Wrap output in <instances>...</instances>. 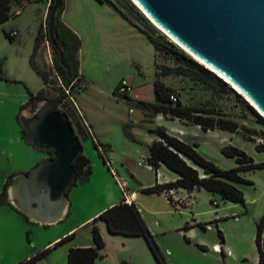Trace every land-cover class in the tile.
<instances>
[{
    "label": "rangeland",
    "instance_id": "1",
    "mask_svg": "<svg viewBox=\"0 0 264 264\" xmlns=\"http://www.w3.org/2000/svg\"><path fill=\"white\" fill-rule=\"evenodd\" d=\"M130 1L132 2V0ZM117 7L124 12V0H64L61 11V14L63 10L66 13L65 17L68 22L69 17H75L74 19L77 24L82 28L80 29V33L83 46H81L78 60L80 71L86 76L87 80L84 78L79 89L74 88L73 100L85 120L91 121L94 124L95 133L100 138L109 140L116 146L114 156L118 161L116 166L119 170L117 180L108 167L105 164H101V157L99 158L97 154L95 157V154H93L95 150L92 141L81 140L82 144L87 143L84 147L85 152L89 151L90 155L93 156L94 161H90L92 162L94 171L90 181L77 180L75 185L71 186L68 191L70 201L72 199V210L75 212L77 210L78 214L87 208V205L84 204L85 201H88L89 208H92L95 205L93 204L95 200L99 199V194L107 187L114 186L120 191L122 179H127L129 186L132 184L135 186L138 185V182L134 179L133 174L144 183L150 182L154 177V174L145 167L147 165L145 160L147 151L144 153V150H147L146 143L149 136L154 135L149 133L150 129L157 127V115H151L150 112H145L146 110L142 112L132 102L120 95L114 94L113 91L118 82L121 79H125L132 87L131 95L133 97L139 95L153 96V73L155 74V71L158 69L156 65L173 66L175 62L170 55L159 51L156 52L152 43L142 35L143 38L140 31L136 28L138 37L141 38L133 39L127 37L122 32L119 33V31L113 30L115 28L113 27L112 29L111 23L107 19L105 21L104 18L110 17V11L112 15H117L119 18L120 14L116 10ZM42 8L43 4L41 1L32 2V4L27 5L26 9L23 10L22 16L11 18L8 20V23L11 26H17L18 24L25 26L27 24V15L34 13L38 16ZM137 9L142 13L139 8ZM61 14L60 19L63 21ZM39 23L40 20L38 25ZM129 25L132 26L131 24ZM154 27L157 28L155 25ZM158 30L166 35L160 29ZM31 31L32 28L21 29L20 33L14 38L12 46L6 45L0 47V58L5 54L9 57L3 63L2 59L0 60V66H2L0 74L3 76L0 79V144L4 145V140L9 139L13 144L9 143L8 146L17 153L19 150L14 143L19 141L17 135L21 134V125L17 117L22 111L21 106L28 100L27 89L31 90L30 88H34L41 81L39 77L34 76L31 66H28L31 72L25 71L30 75L27 76L18 68L17 62L13 63L11 61V57L13 54L19 56L18 53H22L24 45L30 43L32 37ZM166 37L185 51L173 39L167 35ZM51 49L50 47V59L43 52L38 53L41 65L49 69L52 68L51 58L53 50ZM185 53L209 69L193 55L186 51ZM216 75L220 77L218 74ZM26 79L28 80L26 81ZM161 79L167 85L174 88L182 104L200 107L201 109H210L215 115L237 121L242 125L243 133L246 136L252 137L254 142L258 141L257 143H261L260 139L264 138V127L248 110L242 100L250 105L263 119L264 115L244 94L236 90L224 78H222L223 81L227 82L232 91H223L219 88L211 90L184 76L168 75L161 77ZM84 85L85 89L87 87L86 90H82ZM133 97L132 99L136 100ZM66 104L69 107L62 106L61 109L69 113L72 121H83L78 111L73 110L72 106L67 102ZM159 116L160 120L162 117L164 118L162 121H171L170 117ZM123 121L128 122L122 125ZM180 122L191 125L187 120H181ZM80 125L83 134H85V130H87L85 124L81 122ZM125 126L128 129L127 132L132 131L137 140L131 141L124 137ZM74 131L77 135L76 128ZM225 133L222 130H217L214 133L203 132V130L196 132L191 128H187L184 130V135L181 138L185 141L189 139L196 142L198 152L223 169L236 165L233 158L226 157L221 153V147L226 144H232L243 149L255 162L264 161V151H258L252 141L243 138L237 133L232 135L233 139L230 141L231 136ZM83 134H80V136L82 137ZM23 141L25 143L24 139ZM41 153L44 154V152ZM7 165V162L0 155V168ZM14 165H20L18 157ZM164 168L167 173L176 174L168 168ZM198 169L199 173L203 175L202 170ZM121 175L125 177H121ZM244 177L251 180L252 184L237 183L236 185L244 194L245 205L233 202H219L218 206H216L213 201L209 202L208 196L200 194L198 195V204L196 206L198 213L194 215V212L186 210L185 207L173 208L174 212L172 213L166 212L160 200L148 198L151 201L148 204L150 209L164 210L160 212L159 217L169 220L174 225L181 224L183 220L181 227L187 223L193 224V216L202 220V222L198 221L194 225L200 233L201 238L211 248L203 251L199 245L195 244L193 246L188 236H186L187 240L179 236V232L171 231L154 234L150 231L153 236L156 235L154 239L164 254L167 264H252L254 262L257 252L253 239L251 241L254 225L253 214L264 205V168L245 172ZM123 189H125V184H123ZM227 213L228 215H225ZM210 215L223 217L205 222L204 220H208ZM234 215L237 216L232 218L231 216ZM70 219L72 220V218ZM216 221L217 223L219 222L218 228L223 232L224 244L220 243L217 235ZM198 223H204L205 229L201 228ZM54 227L57 226L45 228L33 224L28 226L26 230L19 229L15 221L3 220L0 217V264H16L13 263L14 260L19 258L20 254L26 250H33L31 256L41 250L35 249V247L44 241L43 239L46 234L51 233ZM19 237L21 241H19ZM216 241L220 243L219 249L213 250L212 243ZM159 243L163 247H168L170 252L165 253ZM64 245H60V248H58L61 249V253ZM222 245L225 246L223 248L224 254L220 248ZM59 251L57 250V252L52 254V261L58 256ZM152 260L154 261L152 262L153 264H157L153 257ZM38 262L39 264H45V258H41L36 264Z\"/></svg>",
    "mask_w": 264,
    "mask_h": 264
},
{
    "label": "trees",
    "instance_id": "2",
    "mask_svg": "<svg viewBox=\"0 0 264 264\" xmlns=\"http://www.w3.org/2000/svg\"><path fill=\"white\" fill-rule=\"evenodd\" d=\"M32 0H0V24L7 21L14 14L10 13L11 6L22 7L24 4ZM53 1L50 0L48 4V12L46 16V23L48 15L52 9ZM124 9L116 8L120 16L125 19L129 24L136 28L140 33L154 46L155 51L163 52L170 55L175 64L167 66L157 64L153 80L154 101L148 102L143 100H134L129 94L120 95L132 102L140 109L151 112L152 114H162L164 117L178 118L180 120H187L191 124L198 125L203 131L208 130H226L231 133L240 134L243 138L254 142L252 137H248L243 133V127L237 121L223 118L210 109H201L184 105L181 103L178 94L174 88L167 85L161 77L168 75L184 76L196 83H199L208 89H221L223 91L231 90L226 81L218 77L214 72L204 67L202 64L195 61L185 51L180 49L175 43L170 41L166 35L162 34L154 25L137 9V6L130 0H124ZM48 35V29L41 26L35 37V44L33 52L30 56L29 63L31 68L41 77L44 87L36 93L29 92L28 100L21 106V110L32 108L35 109L40 101L48 100L51 102L54 111L65 114L73 129L77 131V136L84 138L86 133L83 134L81 129L82 121H72L69 113L63 109L62 106H67L66 102L72 106L73 110L77 109L73 102L74 88L79 89L83 83L84 78L79 75V60L78 50L81 46L79 36L71 30L61 19L60 15L54 23V43L52 68H46L41 65L38 50L44 37ZM3 76L0 74V79ZM85 89V85L82 90ZM116 93V88L113 91ZM174 94L177 101L173 102L170 95ZM118 95V94H117ZM248 110L255 116L258 122L264 127V119L259 115L250 105L244 100ZM79 116V114H78ZM19 120V117H17ZM124 127V133L127 137L133 138L131 131ZM152 131L155 133L156 138L149 144V154L146 158L147 163L154 171L160 165H165L169 170L177 174L174 181L166 183H155L154 185L144 187L141 189L142 193H162L167 192L168 189L184 188L188 191L194 188H203L213 194H217L222 201H229L245 205V198L242 190L237 187V183L252 184V181L244 177V173L264 168L263 162H255L243 149L236 147L232 144H226L221 147V153L229 158L235 160L234 167L223 169L217 166L213 161L203 157L197 150L195 142H188L182 140L174 135L169 134L165 128L157 126ZM87 132V130H85ZM21 133L24 138L25 129L21 126ZM80 134H83L81 137ZM96 150L105 161V152L108 146L95 143ZM255 148L258 151H264V144L257 143ZM75 171L74 181H87L91 173L90 159L83 154L76 157L73 162ZM202 170L203 175L199 173ZM15 174L9 176L2 190L0 191V206L10 205L7 197V189L10 185L12 178ZM69 191V190H68ZM67 191V194H68ZM168 200L172 202L170 195H167ZM11 206V205H10ZM103 220L109 232L114 234H122L127 236H141L143 237L148 247L150 248L155 260L158 264H167L166 258L156 243L152 233L147 228L144 220L142 219L136 205L122 201L106 208L90 223L91 233L94 241V246L91 247H75L70 248L67 253L68 264H94L95 260L100 257L99 250L104 246V241L99 232L96 221ZM198 225L205 229L204 223ZM184 229L188 228L186 224ZM264 211L256 222L255 243L258 251V264H264ZM217 235L220 242H223V234L217 228ZM74 233H71L52 246L43 248L30 256L29 258L20 261L18 264H36L41 258L45 257L52 248L63 244L64 242L72 239ZM200 246V245H199ZM200 248H204L200 246ZM120 264H130L123 260Z\"/></svg>",
    "mask_w": 264,
    "mask_h": 264
},
{
    "label": "water",
    "instance_id": "3",
    "mask_svg": "<svg viewBox=\"0 0 264 264\" xmlns=\"http://www.w3.org/2000/svg\"><path fill=\"white\" fill-rule=\"evenodd\" d=\"M132 2L153 25L228 79L264 114V0ZM63 4L64 0H54L48 15V35L41 44L49 59L54 23ZM18 117L25 142L40 151L51 150L52 155L13 176L8 202L32 223H58L67 215L73 162L82 145L68 117L54 111L48 100L40 101L30 113L22 110Z\"/></svg>",
    "mask_w": 264,
    "mask_h": 264
},
{
    "label": "crops",
    "instance_id": "4",
    "mask_svg": "<svg viewBox=\"0 0 264 264\" xmlns=\"http://www.w3.org/2000/svg\"><path fill=\"white\" fill-rule=\"evenodd\" d=\"M39 1H41L43 4L42 11L39 13L38 16H36V14H34V13L31 15L28 14L27 15V24H25V26L23 24L22 25L18 24L17 26H11L8 23V20H10L11 18L20 16V15L22 16L23 10L26 9L27 5L32 4V2L35 3V2H39ZM49 1L50 0H32L31 2L24 4L22 7L13 5L10 8V13L14 14V15L11 16L7 21L0 24V47L1 46L4 47L6 45H8L9 47L12 46V44H14V42H13L14 38L20 33L21 29H23V28H26V29L30 28L31 29L32 28V31H31L32 37H31L30 43H28V44L26 43L24 45L22 53H18L19 56H15L13 54L11 57V59H12L11 61L13 63L17 62L18 68H20V70L22 72H24L27 76H30V75L28 73H26L25 71L31 72L30 69H28V66H30L28 64H30L29 59H30V56H31L33 49H34L35 37H36L40 27L42 26L44 29L46 26V23L44 24V22H45V17H46ZM110 14H111L110 17H106V18H104V20L106 21V19H107V21H109L111 23V28L112 29H113V27L115 28L113 30H115L117 32L119 31V33L122 32L127 37H130L133 39L141 38V37H138L139 35H138L137 31L135 30V28L130 26L126 20H124L120 16L118 18L117 15H112L111 11H110ZM65 15H66V13H64V10H63V12L61 14V17H63V22L71 30H73L79 36V38L81 40L82 36L80 33V31H81L80 29H82V28L79 26V24H77L76 20L74 19L75 17H69V22H68ZM39 20H40V23L38 25ZM103 23H106V22H103ZM18 28H20V30H18ZM10 32H16V34L14 36H10L9 35ZM141 36H142V34H141ZM45 37H46V35H45ZM45 37H44V40H45ZM82 42L83 41H81V43ZM81 46H83V43L81 44ZM81 46L78 50V59H79L80 52H81ZM40 52H43L42 51V44L40 45V48L38 50V53H40ZM1 59H2V63H3V62H5V60H8L9 57L5 54L4 56H1L0 60ZM1 67L2 66H0V69H1ZM31 70L34 72L33 73L34 76L39 77L41 83H39L34 88H30L31 90L27 89L28 98H29V92L36 93L38 90H40L41 88L44 87L41 77L32 68H31ZM78 71H79V75L86 79V76L80 71V68L78 69ZM28 79H26V81ZM153 80H154V73H153ZM86 89H87V87H86ZM131 93H130V97L132 98L133 96L131 95ZM133 98H135L136 100L153 102L154 101V92H153V96H141V95H139L137 97L134 96ZM73 102H74V100H73ZM74 105H75L78 113L80 114V116L83 119L82 122L85 124V126L87 128V132H86V135L84 138L80 139V137L78 136L80 143L82 145L83 154L86 155L90 160H93V156L90 155V152L89 151L85 152L84 147H85V145H87V143L82 144L83 140H91L92 141V143L94 145V150H95V153L93 152V154H95V157L97 154L99 156V158L101 156L99 155L98 151L96 150L95 143L98 142V143L107 145L108 150L105 152L106 158L104 161V159L101 157V161H102L101 164L102 165L105 164L108 167L109 171L111 173H113V176L116 177V179H117V174H118L119 170L117 169L116 163L118 161L116 160V158L114 156V151H115L116 146L113 145L109 140H104V139L100 138V136L97 135L94 131V124H92L91 121L85 120L84 116H82V114H81L80 110L78 109L77 105L75 104V102H74ZM141 110H142V112L144 111L143 109H141ZM145 112L149 113V111H145ZM151 115H155V116L157 115V118H158V119L156 118L158 120V121H156L157 126H161V127L165 128L169 134L174 135L180 139H182L181 137H183V135H184L183 134L184 130H186L187 128H191L196 132H198L200 130L202 131V129L198 125L183 124L180 122L181 120L178 118H171L170 119L171 121H162L164 119L163 117L161 118V120L159 119L160 118L159 115H162V114H158V113L152 114L151 113ZM165 120H167V119H165ZM126 122H128V121H123L122 125H124V123H126ZM217 130H219V129L208 130L205 132L214 133ZM222 131L226 132L225 134H229L231 136L230 141H232V139H233L232 135L235 133H231V132H228L226 130H222ZM131 133L133 136L132 139L127 137L126 135H124V137L127 140H131V141L137 140L134 133L132 131H131ZM149 133L154 134V135L149 136L148 141L146 143L147 150H144V153H146V151H147V154H145L146 155L145 160L149 154L148 146L156 138V135L152 131V129H150ZM17 136H18L17 139L19 141H16V143H14V144L19 150L18 153L15 152L14 150H12L8 146L9 143L13 144L12 142L9 141V139L4 140V142H5L4 145L0 144V155L3 157V160H5V162H7V164H8L7 166L0 168V191L2 190L3 185L9 176H11L13 174H17V173L28 172L39 161H41L42 159H44L48 156L45 151H40V150L36 149L35 147L27 144L26 142L24 143V141H23L24 138L22 136V133L20 135H17ZM15 140H16V138H15ZM260 140H261L260 144H264V138L260 139ZM186 141L194 142L193 140H189V139L188 140L186 139ZM122 142H124V141H122ZM257 142H253L254 147H255V144H257ZM41 152H44V154H42ZM17 157H18V161H19L20 165H14V163H16V161H17ZM146 162H147V160H146ZM90 163H91V173L89 175L88 181H90L91 178L93 177L92 173L94 171V167L92 168V162L90 161ZM121 163H122V161H121ZM146 164L147 165L145 167L154 174V177L152 178V180L150 182H147V183L141 182L140 178L135 176V174H133V177L138 182V185L134 186L132 184L131 186H129L128 180L122 179V181H121L122 188L120 191L118 189H116L114 186L107 187L103 192H101L99 194L100 197H99V199L95 200V203H93L95 205H93L92 208H89L88 201H85L84 204L87 205V208H85L84 211H81L80 214H78L77 210H76V212L72 210V204H71L72 199L70 201L69 194H68L69 206H68V210H67V215L65 216V218L63 220L59 221L58 223L48 225V226L47 225L43 226V225H38V224L32 223L27 219V217L23 213H21L16 208H14L13 206H10V205H2L0 207V217H2L3 220L15 221L18 224L19 229L22 228L25 230L28 228V226L33 225V224L38 225V226H42L45 228L49 227V226H57V227H54V229L51 231V233L49 232L48 234H46L45 238L43 239L44 241L40 242L35 247V249H43V248L52 246L55 242H57L61 238L65 237L71 233H74V237L72 239L61 244V245L65 244L64 249H62V253H61V249H58V248H60L59 247L60 245L51 249V251L44 257L45 258V264H68L67 253H68V250L70 248L94 246V241H93V237H92V233H91L90 223L93 221V219L95 217L98 216L99 213H101L106 208L111 207L112 205L122 201V199H124L125 202L128 204L133 202L136 205V207H137L142 219L144 220L147 228L150 229L149 231L153 232L154 234H156V233H167V232H171V231L179 232V236H181L184 239H186V236H188L190 243L193 246L195 244L203 246L204 247V248H202L203 251L207 250V249H211V248H209V245H207V242H205V240L201 238V236L199 235L200 233L197 231V229L194 225L198 221L202 222V220H199L198 218L193 216V224L187 223L188 228L184 229L183 228L184 226L181 227L184 220L181 222V224L174 225L172 222H169V220H167V219L164 220V218L162 219L161 217H159L160 212L161 211L163 212L165 210L166 212L169 211L172 213V212H174L173 208L178 209L180 207H183V208L185 207L186 210L192 211V213L194 212L193 213L194 215H197L198 212L196 211V206L198 204V195H200V194H204V195L208 196L209 202L214 201L216 206H218L219 202L225 203V202H229V201H222L217 194H213V193H211V192H209L203 188H197V189L194 188L191 191H188L184 188H173L171 195L167 194L165 192H162L160 194H158V193H151V194L142 193L141 189L144 187L154 185L155 183L161 184V183L174 181L177 178V174L167 173V171L164 168L166 166L163 164L160 165L158 167V169H156V172L152 169V167L148 163H146ZM121 177H125V176L121 175ZM123 184H125V189H123ZM167 195H170L171 198H181V200L183 201L182 205L180 207H175L174 204L168 200ZM70 197H71V195H70ZM148 198H154V199L160 200V202H162V204H163L162 206H163L164 210L150 209L148 204L151 201H149ZM263 211H264V205L258 211L254 212V214H253L254 215L253 216L254 225H253V231L251 234V241L253 239V244H254L255 248H256V243H255L256 222L259 220ZM231 214H233V213H231ZM225 215H228V213ZM236 216L237 215H234L231 217L235 218ZM222 217L223 216H219V215H214V216L210 215V218H208V220H204V221L206 222V221H210L213 219H220ZM224 217H229V216H224ZM70 218H72V220ZM68 220H70V221H68ZM95 223L98 226L99 232H100L102 239L104 241V246L99 250L100 257L95 260L94 264H120V262L123 260L129 262L130 264H153L152 262H154V261L152 260V257L154 258V256H153L150 248L148 247L146 240L143 237L114 234V233H111L108 231L106 224L103 220H98ZM218 226H219V222L217 223V221H216V224H215L216 229L218 228ZM219 230L221 231V229H219ZM222 234H223V232H222ZM263 234H264V232H263ZM154 236H156V235H154ZM223 238H224V235H223ZM19 241H21L20 237H19ZM224 241H225V239L223 240V242H220V243L224 244ZM220 243L217 241L212 243V249L213 250L219 249ZM160 246H161V244H160ZM161 248L165 253L170 252L168 247L161 246ZM220 248H221V251L223 252L224 251L223 248H225V246L222 245ZM57 250H60L58 252V256L52 261V259H53L52 254L57 252ZM32 251H30L28 249L25 252L21 253L20 257L15 259L13 263L18 264L20 261H23V260L29 258L31 256ZM256 252L257 253L255 255V259H254V262H252V264H258L257 248H256ZM223 254H224V252H223ZM37 264H39V262Z\"/></svg>",
    "mask_w": 264,
    "mask_h": 264
},
{
    "label": "built area",
    "instance_id": "5",
    "mask_svg": "<svg viewBox=\"0 0 264 264\" xmlns=\"http://www.w3.org/2000/svg\"><path fill=\"white\" fill-rule=\"evenodd\" d=\"M15 34H16V32H10L9 33L10 36H14ZM115 88H116V93L118 95H125V94L130 95L131 90H132V87L130 86V84L125 79H121ZM170 99L173 102L177 101V97L174 94L170 95ZM139 164H141V163H139ZM172 190L173 189H168V191L166 193L171 195ZM182 202L183 201L181 200V198H172V203L174 204L175 207H180L182 205ZM213 203H215V202L213 201Z\"/></svg>",
    "mask_w": 264,
    "mask_h": 264
},
{
    "label": "bare ground",
    "instance_id": "6",
    "mask_svg": "<svg viewBox=\"0 0 264 264\" xmlns=\"http://www.w3.org/2000/svg\"><path fill=\"white\" fill-rule=\"evenodd\" d=\"M196 58V57H195ZM197 60H199L198 58H196ZM200 62H202L201 60H199ZM203 63V62H202ZM204 65H206L205 63H203ZM209 69H211L212 71H214L216 74H218L220 77L224 78L227 82H229L230 84H232L228 79H226L224 76H222L220 73H218L217 71H215L213 68L209 67L208 65H206ZM232 86H234V88L236 90H238L239 92H241L235 85L232 84ZM242 93V92H241ZM243 94V93H242ZM248 100L249 98L246 97ZM250 101V100H249ZM251 102V101H250ZM253 104V103H252ZM255 106V105H254ZM263 114V113H262ZM264 115V114H263Z\"/></svg>",
    "mask_w": 264,
    "mask_h": 264
},
{
    "label": "flooded vegetation",
    "instance_id": "7",
    "mask_svg": "<svg viewBox=\"0 0 264 264\" xmlns=\"http://www.w3.org/2000/svg\"><path fill=\"white\" fill-rule=\"evenodd\" d=\"M54 52V51H53ZM27 112H32L34 109H32V108H27V109H25ZM46 153L48 154V155H52V151L51 150H49V151H46Z\"/></svg>",
    "mask_w": 264,
    "mask_h": 264
}]
</instances>
